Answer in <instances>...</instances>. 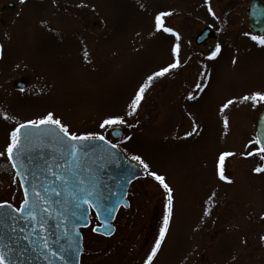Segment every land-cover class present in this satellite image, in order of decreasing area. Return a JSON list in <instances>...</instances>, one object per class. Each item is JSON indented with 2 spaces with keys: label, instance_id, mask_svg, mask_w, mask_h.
<instances>
[{
  "label": "rangeland",
  "instance_id": "374dc122",
  "mask_svg": "<svg viewBox=\"0 0 264 264\" xmlns=\"http://www.w3.org/2000/svg\"><path fill=\"white\" fill-rule=\"evenodd\" d=\"M251 1L0 0V152L17 122L52 111L70 131L101 133L127 157L140 155L174 187L175 214L154 264H264V172L252 171L259 156L241 155L253 150L245 145L255 138L264 103L238 99L264 90V45L244 35H259L248 24ZM158 12L172 13L163 19L180 33L181 67L153 80L114 139L100 121L130 111L140 84L172 62L175 37L156 31ZM206 27L210 42L222 46L213 60L195 42ZM17 81L27 83L23 91ZM200 81L203 92L195 88ZM222 151L235 153L225 161L231 183L217 174ZM14 173L7 155L0 156V200L19 206L24 198ZM128 200L112 235L93 232V219L82 229V264H143L162 227L166 197L146 173L132 183Z\"/></svg>",
  "mask_w": 264,
  "mask_h": 264
},
{
  "label": "water",
  "instance_id": "95a60500",
  "mask_svg": "<svg viewBox=\"0 0 264 264\" xmlns=\"http://www.w3.org/2000/svg\"><path fill=\"white\" fill-rule=\"evenodd\" d=\"M248 19L254 31L264 32V4L261 0L251 2ZM210 32L211 29L206 28L197 42L206 39ZM16 86L24 88L26 84L18 82ZM27 131L29 130H22V135ZM261 131H264V110L259 114L256 135ZM118 134L120 137L122 130L118 129ZM106 141L107 139L82 142L76 156H71L66 139L64 146H61L55 137H32L31 143L26 145L17 161L23 163L22 171L27 173L26 178H18L19 182L20 179H26L25 186L29 189L30 199L34 198L31 188L35 185L41 196L60 202L48 205L50 213H38L37 221L44 223L43 229L38 226L37 221L21 219L20 214L13 212L11 208H0V250L5 251L9 264H81V254L84 251L81 228L90 225L91 210L96 216L99 215L100 224L113 226L119 208L129 205L127 195L130 184L145 177L146 173L140 165L128 159L119 147L112 148ZM57 164L60 168H56ZM49 167L53 171L66 172L69 176L67 190L61 181H55L48 172ZM74 174L85 181L83 187L86 190L93 191L91 200L96 207L83 203L79 208L76 207V201L69 194V190L76 191L80 186ZM51 187H58L61 195L54 196L51 191H44ZM22 192L24 196L23 189ZM105 216H109L107 221ZM103 232L104 229L101 228L96 233ZM25 236L28 240L24 239ZM42 239L47 240L48 249L43 248L40 242ZM53 252L56 254L53 255Z\"/></svg>",
  "mask_w": 264,
  "mask_h": 264
},
{
  "label": "snow or ice",
  "instance_id": "6c2138e0",
  "mask_svg": "<svg viewBox=\"0 0 264 264\" xmlns=\"http://www.w3.org/2000/svg\"><path fill=\"white\" fill-rule=\"evenodd\" d=\"M23 3L24 0H21ZM55 3V0H53ZM205 3L208 4V0H205ZM208 12L215 16V13L212 7L208 6ZM172 13L170 12H158L154 18V26L156 31H163L165 33H169L175 37V43L171 46V56L172 62L168 63L166 66L159 68L157 71L152 72L147 76L144 83L140 84L135 95L131 98V102L129 104L130 111H127L125 114L121 115L118 113L108 114L106 115L99 123V128H109L112 129V135L116 136L119 139L118 129L120 126H123L127 123L125 117L134 115L140 107L141 101L144 99V95L146 91L151 86V83L155 78L164 77L170 70H175L181 67V45L180 33L175 31L172 27L165 26V21L163 18L170 16ZM245 36H250V38L257 42L260 45H264V34L255 35L250 33H244ZM222 46L217 43L215 45L214 50L209 55V59L213 60L218 57L221 53ZM87 56V53L85 54ZM234 64L236 63L235 58L232 61ZM201 75L205 76V80L208 79L207 74L202 73ZM206 84L204 81L197 82L195 84V88L198 92H203L205 90ZM23 91V90H22ZM197 98L196 94L189 93L188 99L195 100ZM240 102L250 101L253 106L257 103H264V90L252 91L248 94H244L238 98ZM237 102V98L226 99L220 106V112L223 113L229 106L234 105ZM5 119H14V117H9L5 115ZM223 124L225 128L229 126L228 117L225 115L223 117ZM28 129L29 131L23 132L22 130ZM196 126H193V132H195ZM193 132L186 133V135L190 136ZM36 136L38 139H42L44 137H55L61 146H64L65 139L67 140V148L70 149V155L76 156L77 149L82 142L91 141V140H99L105 141V136L98 132H86L77 134L76 132H72L69 130V126L66 123H63L59 116L55 115L52 111H48L46 114H43L37 118L28 119L23 122H17L16 125L12 128V130L8 133V143L3 152H0V156L7 155L8 161L11 162L12 169L15 170L13 182H16V178H21L27 176L25 171H22L24 168L23 163H18V159L22 152L25 151L26 145L31 143L32 137ZM125 140L129 139V137L125 136ZM112 148L118 147L117 144H113L111 140L106 141ZM246 148L252 147V151L242 152V156L251 157L253 155L259 156L260 160L264 161V131L258 132L254 139H249ZM234 152L222 151L218 154L216 169L219 179L222 181H227L231 183V179L229 176L225 174V161L226 158L234 156ZM132 161L137 162L138 165L142 166L146 171L147 175L151 177L153 180L158 182L160 188L163 189L164 195L166 197L165 202V211L163 215V224L159 230V235L156 238L154 245L151 247L150 252L146 255V259L143 264H154V258L157 256L158 251L161 249L162 243L166 238V234L169 230L171 220L175 214V190L174 187L168 182L167 177L164 174L159 173L158 171L151 170L150 164L145 162V160L140 155H132L130 157ZM56 168H60V165H56ZM71 171V170H69ZM252 171L256 173L264 172V165L256 166L252 169ZM48 172L55 178V181H61L64 189H68V181L69 176L65 171L61 170L59 172L53 171L51 167L48 168ZM75 179L78 181L80 185L76 191L69 190V194L76 201V207L79 208L81 203L90 205L92 207H96L93 204L91 197L93 195V191L86 190L83 185L85 181L79 177L78 174H74ZM54 181V182H55ZM53 182V183H54ZM26 179H20V187L24 191V199L21 201L19 207L13 206L8 200H0V208L8 207L13 210V212L20 214V218L23 220H32L37 221L38 213H50L51 209L48 207L51 203H59V200L50 201L45 197L41 196L37 191L35 185L32 186L31 192L33 199L29 198V189L25 186ZM45 192L51 191L54 196H60L61 192L58 187L45 188ZM79 193V194H78ZM25 210H27L25 212ZM209 214V209L205 208L204 215ZM75 215V213H73ZM84 219H87L86 215H83ZM97 219H99V215H97ZM105 221L109 219V216H105ZM262 219H264V215H262ZM38 226L43 229L44 223L37 221ZM75 227V225H74ZM103 228L104 235H111L112 231H114V227L111 224L102 223L92 228L93 232H99L100 229ZM15 230V229H14ZM22 231V229H21ZM25 240H28V237H24ZM260 239L264 241V236H261ZM41 244L44 249L49 248V244L47 240L42 239ZM56 253L53 252V255ZM63 259V257H61ZM0 264H9V258L6 256L5 251L0 250Z\"/></svg>",
  "mask_w": 264,
  "mask_h": 264
},
{
  "label": "flooded vegetation",
  "instance_id": "af4514ba",
  "mask_svg": "<svg viewBox=\"0 0 264 264\" xmlns=\"http://www.w3.org/2000/svg\"><path fill=\"white\" fill-rule=\"evenodd\" d=\"M199 34V33H198ZM197 34V35H198ZM264 34V33H263ZM196 35V36H197ZM213 35V33H211V35L209 36V38L208 39H206L204 42H202V43H200V44H197V45H201V46H205L209 51H210V53L214 50V48H215V45H216V43L214 42V43H212V42H210V38H211V36ZM259 35H262V34H259ZM195 39H196V37H195ZM210 46H213V48H209ZM260 161H262V160H260L259 159V166H260ZM261 165H264V161H262V163H261Z\"/></svg>",
  "mask_w": 264,
  "mask_h": 264
}]
</instances>
